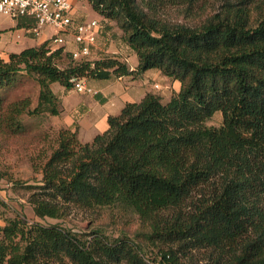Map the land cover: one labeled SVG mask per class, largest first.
I'll use <instances>...</instances> for the list:
<instances>
[{
    "label": "trees",
    "instance_id": "trees-1",
    "mask_svg": "<svg viewBox=\"0 0 264 264\" xmlns=\"http://www.w3.org/2000/svg\"><path fill=\"white\" fill-rule=\"evenodd\" d=\"M87 1L108 24L104 29L114 22L122 31L137 68L101 51L62 68L57 60L69 52L52 51L48 41L8 60L0 56V133H24L26 115L60 116L52 85L71 90L72 78H137L158 70L179 81L169 102L148 93L128 103L91 143L79 140L78 129H61L56 146L33 163L42 179L21 183L40 219L102 207L134 212L157 254L125 235L46 226L23 214L7 218L0 197V264H264V9L254 21L255 0H216L221 4L210 12L199 7L203 0ZM169 7L196 22L173 21ZM16 23L35 24L25 17ZM24 79L39 85L35 108L20 94ZM218 112L222 125L207 126Z\"/></svg>",
    "mask_w": 264,
    "mask_h": 264
},
{
    "label": "rangeland",
    "instance_id": "rangeland-1",
    "mask_svg": "<svg viewBox=\"0 0 264 264\" xmlns=\"http://www.w3.org/2000/svg\"><path fill=\"white\" fill-rule=\"evenodd\" d=\"M205 4L207 5V9L209 8L207 11L210 12L214 6L219 7L221 3L216 2V0H203L199 7L204 6ZM76 9L81 14L85 13L89 20L98 19V21H102L103 26L108 25L101 20L102 18L92 9L86 0H78ZM179 9L182 8L169 7L168 17L176 22H186L189 24L196 22V20L190 18L186 20ZM261 9H264L263 3L261 0H255L251 6L252 18L254 21L261 18ZM11 21H13L11 18L0 15V24L7 26ZM14 31L15 38L20 40V36H23L24 32L19 30ZM102 32L103 34L99 38V49L94 52L91 60L98 58L99 51H101L100 57H102L106 55V50H111V48L118 49L121 47L122 49H126L120 36L122 31L116 26V24L113 26V30L112 26H108L106 29H103ZM12 33L13 32L10 33L7 31L3 33L2 42H0L1 55H9V51L3 41L8 37H12ZM53 33V29H47L42 35L46 34V36H51ZM26 39L25 42L21 43H27L29 47H34L37 44L36 39H40V37L33 38L29 36ZM110 56L113 55L110 54ZM6 59L8 60V56H6ZM57 63L62 68H66L74 62L72 61L70 54H64L57 60ZM85 80L88 85H91L93 82L92 85L96 87L105 85L107 82L106 80L93 81L91 78H85ZM155 81L160 85H157V87L155 85V88H159L156 92L162 94L164 100H168L169 92L165 89V83L162 82V79ZM19 87L22 96H30L32 98V108H35L38 104L40 91L39 85L34 80L24 79L19 84ZM53 88L55 92L59 96H62L63 100L68 103L77 102L81 95H86L82 93L76 94L75 92L77 91L74 89H66L71 92L70 94L64 95L65 87L60 84H54ZM10 95V98L13 99L16 94L11 93ZM99 107L100 106H98V108ZM59 108L62 110V103L59 105ZM102 108L115 110L116 107H113L112 101H109V103ZM117 110L114 112H119ZM22 119L26 127L24 133L20 135H7L0 133V197L9 207L5 211V217L14 218L17 214H23L26 216L27 220L31 222H39L46 226L57 224L81 232L100 230L110 237H120L125 235L133 239L139 245H142L147 255L155 257L157 250L149 246L145 238L146 233L149 232V228L134 212L119 209L117 207H102L93 210H74L71 215L64 219H40L35 216L32 206L27 202L28 193L24 187L21 186V183L24 184L28 182L33 184L34 179H42L41 173L34 172L33 163H41L42 160H40L39 157L40 153L44 150L49 153L51 146L55 145L54 142L57 138V133L65 128L62 126L63 118L61 116H52L47 112L36 116L26 115ZM222 123V113L218 112L213 118L206 122V125L220 127ZM3 225L4 223L0 219V227ZM196 257L198 260L203 259V256L199 253L196 254Z\"/></svg>",
    "mask_w": 264,
    "mask_h": 264
},
{
    "label": "crops",
    "instance_id": "crops-1",
    "mask_svg": "<svg viewBox=\"0 0 264 264\" xmlns=\"http://www.w3.org/2000/svg\"><path fill=\"white\" fill-rule=\"evenodd\" d=\"M77 2L78 0H76V5ZM78 15L81 18L88 19L85 13L81 14L79 12ZM109 25L112 26L113 30L115 23L110 22ZM14 30L24 32V35L20 36V40L15 38ZM46 30L47 29L44 31ZM6 31L10 33L13 32L12 37H8L5 39V41H3L9 51V54L19 53L23 49L29 48L27 43H21L25 42V40H27L26 38L29 37L27 30L24 28H17L16 21H11L7 26L0 24V42H2V35ZM42 34L39 36L40 39H36L37 44L35 46H40L48 39L49 36ZM120 36L121 38L123 37L122 32L120 33ZM122 41L124 42L123 38ZM124 46L126 49H122L120 47L118 49L111 48V50H106V54H112L113 56L118 57L120 60L127 63L131 70H134L139 64L138 56L125 42ZM0 56L6 58L8 55L0 54ZM159 79H162V82L165 83V89L169 92L168 100H164L163 95L156 92V90L159 88H155V85H160L155 80ZM106 81L107 82L105 85H100L98 87L93 86L92 82L90 86L93 88L95 87L94 90L97 92V94L81 95L79 100L73 103L65 102L62 96H59L55 92L53 88L54 84L52 85L53 91L58 95L62 103V113L60 116L63 118V128H71L73 130L78 129V137L82 143H91L96 136L108 131L110 127L109 117L118 116L128 103H138L142 101L148 93L158 94L163 98L164 102H169L172 96L175 93H178L181 89V83L179 81L171 80L158 70H149L137 78L125 76L120 78H112ZM64 91V95L70 94L71 92L67 91L66 88ZM75 93L79 94L77 92ZM109 101H112V106L116 107L115 110H107L102 108L104 105L109 103ZM98 106L100 107L98 108ZM116 110L119 112H114Z\"/></svg>",
    "mask_w": 264,
    "mask_h": 264
},
{
    "label": "built area",
    "instance_id": "built-area-1",
    "mask_svg": "<svg viewBox=\"0 0 264 264\" xmlns=\"http://www.w3.org/2000/svg\"><path fill=\"white\" fill-rule=\"evenodd\" d=\"M78 13L76 0H0V15L14 21L22 17L34 20L27 33L39 37L45 29H53L46 40L52 51L63 47L73 61H90L99 49L104 26L102 21L83 19ZM71 82L78 93L97 94L83 78H72Z\"/></svg>",
    "mask_w": 264,
    "mask_h": 264
}]
</instances>
